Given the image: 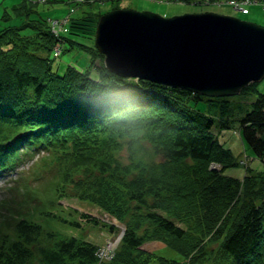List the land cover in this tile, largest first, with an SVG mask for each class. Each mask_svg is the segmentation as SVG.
Returning a JSON list of instances; mask_svg holds the SVG:
<instances>
[{
  "label": "trees",
  "instance_id": "1",
  "mask_svg": "<svg viewBox=\"0 0 264 264\" xmlns=\"http://www.w3.org/2000/svg\"><path fill=\"white\" fill-rule=\"evenodd\" d=\"M120 1L66 0L71 11L81 9L67 16V31L58 37L38 4L64 0H20L10 8L12 15L3 13V19L15 15L19 22L0 28V172L14 169L35 152H60L68 165L63 163L55 187L59 196L72 184L77 198L93 203L125 229L114 256L100 262L96 244L64 236L47 246L41 240L53 233L21 219L12 236L0 237V264L32 263L33 244L38 245L37 264H150L153 257L142 246L157 239L170 240L183 255L184 249L189 252L196 246L191 244L196 238L180 224L213 232L235 198L236 180L209 168L211 163L226 166L230 152L220 149L209 133L211 121L189 106L191 92L140 79L133 83L110 73L104 65L98 81L66 67L59 74L52 67L53 48L58 43L62 54L70 49L90 54L92 49L103 63L94 40L92 47L81 42L86 38L81 24L90 16L92 5ZM257 86L251 83L240 93H256L251 110L241 120V132L253 155L262 160L264 94ZM124 145L129 150L127 164L116 156ZM77 174L83 177L75 180ZM234 219L225 216V228L215 231V237L222 238L216 264H264V202L251 206L239 221ZM71 224L79 226L77 221ZM194 256L199 261L207 259L202 254ZM156 262L176 264L163 257Z\"/></svg>",
  "mask_w": 264,
  "mask_h": 264
},
{
  "label": "rangeland",
  "instance_id": "2",
  "mask_svg": "<svg viewBox=\"0 0 264 264\" xmlns=\"http://www.w3.org/2000/svg\"><path fill=\"white\" fill-rule=\"evenodd\" d=\"M19 1L0 0V28L19 22V19H14L15 15L12 16L11 21L2 18L5 10L12 15L13 11L10 8ZM65 1L56 4L39 3L38 10L42 17L55 21L65 20L69 14L79 13L81 8L71 11V6ZM219 2L220 0L210 2L208 0L207 4L205 2V4H187L160 0H122L118 3L92 5L89 8L91 9L90 16L81 24L80 31H84L86 35V38L81 42L92 47L100 16L114 9L149 11L164 18L185 14L215 13L264 27V11L260 4L249 6V13L243 14L235 11L227 4H218ZM100 3H103L102 0ZM32 38L38 40L36 36ZM54 47L55 61L52 67L59 74L63 73L66 67L79 73H87L96 81L101 79L102 58L97 54L95 55L92 49L90 54L70 49L69 52L60 56L59 47ZM61 49L63 50V48ZM137 81V79H132L131 82L136 83ZM257 90L264 94V79L258 83ZM255 98V92L217 99L202 95L196 96L192 93L189 95L187 99L189 106L211 121L209 133L214 137L220 149L230 152L232 157L227 160L228 163L224 167L218 163H211L209 168H216L218 171L221 170L222 175L234 178L238 183V189L234 200L229 205L227 215L224 214L213 226L215 227L213 232L206 233V229L198 231L191 224H180L187 233L196 238L191 241V244L196 245L194 248L190 249L189 252L184 249L186 254L182 255L174 249L170 240L146 241L142 249L153 257L150 264H157L156 259L162 257L174 260L176 264H194V262L197 264H216L215 260H218L216 253L222 238L215 237V231L225 228L226 221L223 218L226 216V220H228L230 217H235L234 220L239 221L251 206H260L264 202V162L253 155L243 140L241 132V120L245 113L251 110ZM145 148L150 149V145L145 143ZM128 153L129 150L126 145L117 153L116 156L122 164L129 162ZM159 159L160 157H157L156 160ZM66 160V156L60 155V152L41 150L28 157L25 162L18 163L14 169L0 172V237L5 233L12 236V232H15L16 223L21 219H26L39 224L44 232L53 233L49 239L45 236L41 240V244L51 246L56 239L73 236L96 244L99 246L102 255L108 258L114 255L118 249V238L125 227L112 216L102 212L93 203L77 198L71 189L72 184L65 186L64 196H59L55 187L58 186L61 172L64 170L63 163L68 165ZM250 176L252 179L247 181L246 178ZM81 177L83 174H77L73 178L77 180ZM84 216L94 218L99 222L95 224ZM73 221H77L79 226L72 225L71 222ZM110 226H113L114 230H111ZM227 231L228 229L225 230L226 233ZM31 248L35 253V258L29 264H37L38 245L33 244ZM197 254L207 256V259L199 261L201 259L194 256Z\"/></svg>",
  "mask_w": 264,
  "mask_h": 264
},
{
  "label": "water",
  "instance_id": "3",
  "mask_svg": "<svg viewBox=\"0 0 264 264\" xmlns=\"http://www.w3.org/2000/svg\"><path fill=\"white\" fill-rule=\"evenodd\" d=\"M94 43L112 74L202 96H235L264 79V27L235 17L114 9Z\"/></svg>",
  "mask_w": 264,
  "mask_h": 264
},
{
  "label": "built area",
  "instance_id": "4",
  "mask_svg": "<svg viewBox=\"0 0 264 264\" xmlns=\"http://www.w3.org/2000/svg\"><path fill=\"white\" fill-rule=\"evenodd\" d=\"M223 3H224L223 1H220L218 4H223ZM225 3L229 4L236 11H239V12H246L247 6L253 5V4H260L264 10V0H227ZM67 20H68V17L65 18V20H61V21L51 20L50 23H51L52 32L55 35H58L62 33L63 31H65L66 26H67Z\"/></svg>",
  "mask_w": 264,
  "mask_h": 264
}]
</instances>
